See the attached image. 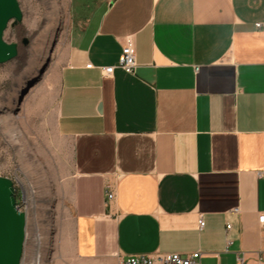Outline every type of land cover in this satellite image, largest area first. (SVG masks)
Instances as JSON below:
<instances>
[{
	"label": "crops",
	"instance_id": "0c3cea01",
	"mask_svg": "<svg viewBox=\"0 0 264 264\" xmlns=\"http://www.w3.org/2000/svg\"><path fill=\"white\" fill-rule=\"evenodd\" d=\"M78 9L48 101L71 165L61 264L198 251L201 264L264 263V0ZM128 37L134 75L118 68Z\"/></svg>",
	"mask_w": 264,
	"mask_h": 264
},
{
	"label": "rangeland",
	"instance_id": "374dc122",
	"mask_svg": "<svg viewBox=\"0 0 264 264\" xmlns=\"http://www.w3.org/2000/svg\"><path fill=\"white\" fill-rule=\"evenodd\" d=\"M18 3L23 20L9 25L4 40L18 44L19 54L0 65V176L14 182L28 218L23 264H61L71 247L61 200L71 165L68 155L61 161L48 101L56 91L57 55L83 0Z\"/></svg>",
	"mask_w": 264,
	"mask_h": 264
},
{
	"label": "water",
	"instance_id": "95a60500",
	"mask_svg": "<svg viewBox=\"0 0 264 264\" xmlns=\"http://www.w3.org/2000/svg\"><path fill=\"white\" fill-rule=\"evenodd\" d=\"M23 13L18 0H0V65L18 57L19 45L7 43L4 34L9 25L21 23ZM24 45L29 44L24 39ZM14 182L0 176V264H22L27 240L28 218L19 209Z\"/></svg>",
	"mask_w": 264,
	"mask_h": 264
},
{
	"label": "built area",
	"instance_id": "2783aa9c",
	"mask_svg": "<svg viewBox=\"0 0 264 264\" xmlns=\"http://www.w3.org/2000/svg\"><path fill=\"white\" fill-rule=\"evenodd\" d=\"M261 25L258 24L257 28H260ZM137 57H136V49L134 40L132 37H128L126 39V43L123 47L122 53L119 58L118 68L123 70L128 75H134L137 69ZM91 68L92 65H89ZM116 67H108L103 68V72L105 75L111 76L113 75ZM114 194L107 190V198L108 200H112ZM19 209L23 212V204L17 202ZM238 210H235L237 212ZM260 223H264V216L260 217ZM206 222L204 220L203 215L199 217V227L200 229H204ZM231 225H227V230H231ZM228 244H231V241H228ZM202 254L200 251L189 254V255H181L178 253L171 254H139V255H129L125 257H121L120 264H201ZM238 261L240 264H243L244 259L238 257ZM264 264V263H260Z\"/></svg>",
	"mask_w": 264,
	"mask_h": 264
},
{
	"label": "bare ground",
	"instance_id": "6f19581e",
	"mask_svg": "<svg viewBox=\"0 0 264 264\" xmlns=\"http://www.w3.org/2000/svg\"><path fill=\"white\" fill-rule=\"evenodd\" d=\"M39 236V235H38ZM39 241H40V236H39ZM24 258V257H23ZM37 263H40V259H38V261H36ZM23 264V261H22Z\"/></svg>",
	"mask_w": 264,
	"mask_h": 264
}]
</instances>
